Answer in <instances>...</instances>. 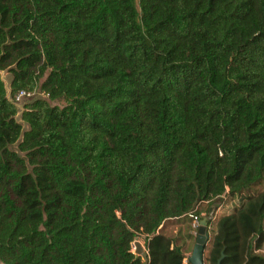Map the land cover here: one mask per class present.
Segmentation results:
<instances>
[{
	"label": "trees",
	"instance_id": "16d2710c",
	"mask_svg": "<svg viewBox=\"0 0 264 264\" xmlns=\"http://www.w3.org/2000/svg\"><path fill=\"white\" fill-rule=\"evenodd\" d=\"M263 183L264 0H0V264H188L164 223Z\"/></svg>",
	"mask_w": 264,
	"mask_h": 264
},
{
	"label": "rangeland",
	"instance_id": "374dc122",
	"mask_svg": "<svg viewBox=\"0 0 264 264\" xmlns=\"http://www.w3.org/2000/svg\"><path fill=\"white\" fill-rule=\"evenodd\" d=\"M1 76L8 91L10 75L6 71H2ZM36 98H45V96L39 90H35L29 98H24L17 104L18 114L16 118L19 122L20 113L25 104ZM23 127L27 129V126L24 125ZM10 148L16 149V145ZM255 189L264 191V183L254 188V190ZM218 200L219 199H215L212 202H201L197 205L195 212L199 217V223L201 220L205 219L208 225L209 220L210 226H207V231L209 233V227H212L213 230L211 242L218 239L221 241V244L224 245L228 244V246H230L231 244H235L239 250L238 254L243 261L248 241L258 227L259 214L264 212V193H260L259 195L250 194L240 198L236 196L229 197L225 199L222 205L218 203ZM262 225L264 230V220ZM161 232L167 237L175 240V244L182 248L184 260L186 261L187 257L190 256L197 235V229L192 226V221L187 217L179 220H168L164 223ZM139 242L145 249L144 239L142 237L139 238ZM208 244L209 242L207 246ZM211 245L212 243H210V246ZM218 246L217 249H220L221 245L219 244ZM131 250L132 252L135 250L133 243ZM207 250L208 248L206 249V253ZM229 250L231 251L232 249H228V251ZM254 253L264 257V242Z\"/></svg>",
	"mask_w": 264,
	"mask_h": 264
},
{
	"label": "water",
	"instance_id": "95a60500",
	"mask_svg": "<svg viewBox=\"0 0 264 264\" xmlns=\"http://www.w3.org/2000/svg\"><path fill=\"white\" fill-rule=\"evenodd\" d=\"M207 221L201 220L199 227L197 228V235L195 237V242L193 244L190 256L187 257L186 262L188 264H204L203 261V252L204 248L209 240V234L207 231ZM134 252L133 254L136 257H140L143 261V264H148V253L143 248L142 244L139 242V239L136 238L133 242ZM223 252L221 253V257L218 259L216 264H220L223 259Z\"/></svg>",
	"mask_w": 264,
	"mask_h": 264
},
{
	"label": "built area",
	"instance_id": "2783aa9c",
	"mask_svg": "<svg viewBox=\"0 0 264 264\" xmlns=\"http://www.w3.org/2000/svg\"><path fill=\"white\" fill-rule=\"evenodd\" d=\"M33 92H28V91H18L15 95H14V102L15 104H18L22 99L24 98H29L32 95ZM189 217L191 218L192 221V226L194 228H198L199 227V217L195 214H189Z\"/></svg>",
	"mask_w": 264,
	"mask_h": 264
}]
</instances>
